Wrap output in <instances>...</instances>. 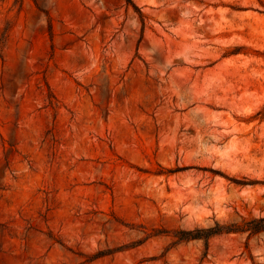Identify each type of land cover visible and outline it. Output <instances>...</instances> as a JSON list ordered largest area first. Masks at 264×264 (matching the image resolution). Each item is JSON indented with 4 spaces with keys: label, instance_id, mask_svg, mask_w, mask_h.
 <instances>
[{
    "label": "rangeland",
    "instance_id": "374dc122",
    "mask_svg": "<svg viewBox=\"0 0 264 264\" xmlns=\"http://www.w3.org/2000/svg\"><path fill=\"white\" fill-rule=\"evenodd\" d=\"M129 1L0 0V264H264V0Z\"/></svg>",
    "mask_w": 264,
    "mask_h": 264
},
{
    "label": "trees",
    "instance_id": "16d2710c",
    "mask_svg": "<svg viewBox=\"0 0 264 264\" xmlns=\"http://www.w3.org/2000/svg\"><path fill=\"white\" fill-rule=\"evenodd\" d=\"M130 3L129 0H126ZM261 232H264V216L259 218H251L249 220L242 219L240 223H231L226 225H221L218 222L211 228L207 229H194L191 231H179L176 233V237L179 240H204L205 242L208 241L209 238L221 235V234H230V233H237V234H244L247 233L249 236L257 235ZM113 251H99L93 256L92 259L99 258L101 256H105L110 254Z\"/></svg>",
    "mask_w": 264,
    "mask_h": 264
}]
</instances>
